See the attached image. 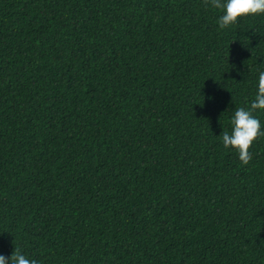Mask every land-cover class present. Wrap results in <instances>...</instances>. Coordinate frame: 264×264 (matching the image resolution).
<instances>
[{"label": "trees", "instance_id": "1", "mask_svg": "<svg viewBox=\"0 0 264 264\" xmlns=\"http://www.w3.org/2000/svg\"><path fill=\"white\" fill-rule=\"evenodd\" d=\"M203 0H0V254L264 264V137L222 132L264 71V14ZM264 130V110L253 113Z\"/></svg>", "mask_w": 264, "mask_h": 264}, {"label": "clouds", "instance_id": "2", "mask_svg": "<svg viewBox=\"0 0 264 264\" xmlns=\"http://www.w3.org/2000/svg\"><path fill=\"white\" fill-rule=\"evenodd\" d=\"M205 8L211 6L222 13L217 20L220 29L237 23L242 16L264 14V0H203ZM264 110V71L259 72L258 90L250 107H238L230 118L231 132H222L225 148L231 147L238 153L239 160L247 165L252 154L249 151L253 142L264 137L260 120L253 115L256 110ZM0 264H39L36 259L26 257L15 247L11 257L0 254Z\"/></svg>", "mask_w": 264, "mask_h": 264}]
</instances>
